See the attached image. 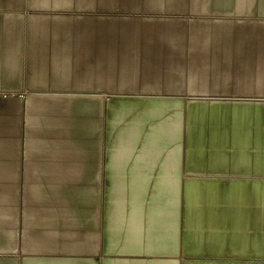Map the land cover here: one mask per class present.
I'll use <instances>...</instances> for the list:
<instances>
[{
    "label": "crops",
    "instance_id": "crops-1",
    "mask_svg": "<svg viewBox=\"0 0 264 264\" xmlns=\"http://www.w3.org/2000/svg\"><path fill=\"white\" fill-rule=\"evenodd\" d=\"M183 174L264 188V0H0V264H156Z\"/></svg>",
    "mask_w": 264,
    "mask_h": 264
},
{
    "label": "rangeland",
    "instance_id": "rangeland-1",
    "mask_svg": "<svg viewBox=\"0 0 264 264\" xmlns=\"http://www.w3.org/2000/svg\"><path fill=\"white\" fill-rule=\"evenodd\" d=\"M184 175L186 188H167L166 195L156 189V264L161 255L168 256L163 264L185 258L189 264H210L206 261L244 257L247 245L264 247V188L225 178L202 182L216 174Z\"/></svg>",
    "mask_w": 264,
    "mask_h": 264
}]
</instances>
